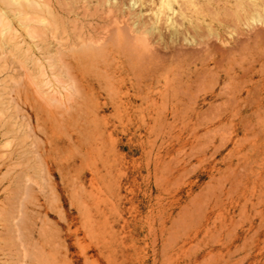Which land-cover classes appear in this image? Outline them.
Instances as JSON below:
<instances>
[{
  "label": "rangeland",
  "instance_id": "374dc122",
  "mask_svg": "<svg viewBox=\"0 0 264 264\" xmlns=\"http://www.w3.org/2000/svg\"><path fill=\"white\" fill-rule=\"evenodd\" d=\"M0 264H264V0H0Z\"/></svg>",
  "mask_w": 264,
  "mask_h": 264
}]
</instances>
